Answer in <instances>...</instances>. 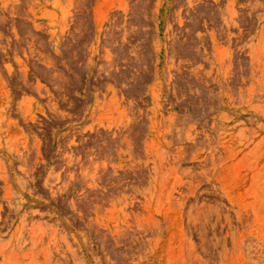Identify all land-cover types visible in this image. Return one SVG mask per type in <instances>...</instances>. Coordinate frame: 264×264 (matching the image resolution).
Wrapping results in <instances>:
<instances>
[{"label": "rangeland", "instance_id": "rangeland-1", "mask_svg": "<svg viewBox=\"0 0 264 264\" xmlns=\"http://www.w3.org/2000/svg\"><path fill=\"white\" fill-rule=\"evenodd\" d=\"M0 264H264V0H0Z\"/></svg>", "mask_w": 264, "mask_h": 264}]
</instances>
